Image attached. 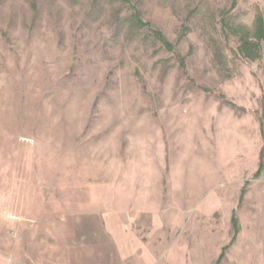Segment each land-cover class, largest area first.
<instances>
[{
  "label": "rangeland",
  "instance_id": "rangeland-1",
  "mask_svg": "<svg viewBox=\"0 0 264 264\" xmlns=\"http://www.w3.org/2000/svg\"><path fill=\"white\" fill-rule=\"evenodd\" d=\"M128 1L0 0V173L59 210L167 197L168 183L184 220L172 252L263 262L264 106L249 88L264 42L243 60L230 29L252 32L264 0Z\"/></svg>",
  "mask_w": 264,
  "mask_h": 264
},
{
  "label": "crops",
  "instance_id": "crops-1",
  "mask_svg": "<svg viewBox=\"0 0 264 264\" xmlns=\"http://www.w3.org/2000/svg\"><path fill=\"white\" fill-rule=\"evenodd\" d=\"M256 80L249 99L264 106V63ZM10 179L0 173V264H187L185 253L169 247L180 243L184 220L168 183L167 197L155 192L59 210L52 203L43 209L35 190L11 188ZM258 244L264 251V237Z\"/></svg>",
  "mask_w": 264,
  "mask_h": 264
},
{
  "label": "trees",
  "instance_id": "trees-1",
  "mask_svg": "<svg viewBox=\"0 0 264 264\" xmlns=\"http://www.w3.org/2000/svg\"><path fill=\"white\" fill-rule=\"evenodd\" d=\"M110 1H118L122 4L124 3V4L129 5L128 0H110ZM234 6L235 5L232 4L231 8H234ZM130 9L132 10V14L129 18L131 25L136 29L148 30L151 36L153 37V39L158 41L165 49L170 50L171 45L168 43L167 40H165L162 33L158 30L151 28L149 23L141 20L137 10L133 6H130ZM230 30L233 33V35L238 36L239 44L237 47V54L241 59L247 60L250 62H255L261 59V50H262L261 44L262 42H264V19L260 15H258L255 19V27L252 32L247 29H244L243 27H233ZM212 49H213L214 63H216L217 66L224 68L226 59L223 55L221 48L218 45L213 44ZM227 104L229 106H233L230 102H227ZM261 135L262 137H264V134L262 131H261ZM263 144H264V141H263ZM258 168L259 169L256 171V174H255L256 176L258 175L260 169L262 168L261 164H259ZM231 225H232V230H233V236L228 246L233 244L239 232L238 222L234 216H232ZM225 248H223L222 251ZM222 256H223V252H221L217 260V263L222 258Z\"/></svg>",
  "mask_w": 264,
  "mask_h": 264
}]
</instances>
